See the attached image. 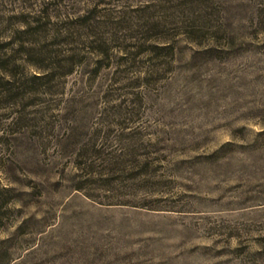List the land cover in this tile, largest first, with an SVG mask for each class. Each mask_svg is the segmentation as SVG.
I'll use <instances>...</instances> for the list:
<instances>
[{
    "label": "rangeland",
    "instance_id": "374dc122",
    "mask_svg": "<svg viewBox=\"0 0 264 264\" xmlns=\"http://www.w3.org/2000/svg\"><path fill=\"white\" fill-rule=\"evenodd\" d=\"M0 264H264V0H0Z\"/></svg>",
    "mask_w": 264,
    "mask_h": 264
}]
</instances>
